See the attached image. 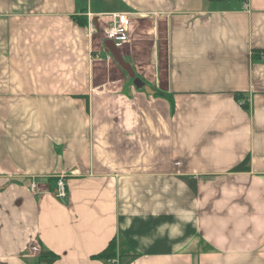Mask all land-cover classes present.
Wrapping results in <instances>:
<instances>
[{"label":"crops","instance_id":"crops-1","mask_svg":"<svg viewBox=\"0 0 264 264\" xmlns=\"http://www.w3.org/2000/svg\"><path fill=\"white\" fill-rule=\"evenodd\" d=\"M262 52L264 0H0V264H264Z\"/></svg>","mask_w":264,"mask_h":264},{"label":"built area","instance_id":"built-area-1","mask_svg":"<svg viewBox=\"0 0 264 264\" xmlns=\"http://www.w3.org/2000/svg\"><path fill=\"white\" fill-rule=\"evenodd\" d=\"M109 25L103 30L104 40L110 41L114 48L119 52L130 43V20L127 15L114 14L111 15ZM259 61L264 63V52L260 53ZM30 189H35V184L31 183ZM56 194L60 198H64L66 195V185L63 177H58L56 180ZM31 251H36L37 247L32 246Z\"/></svg>","mask_w":264,"mask_h":264},{"label":"rangeland","instance_id":"rangeland-1","mask_svg":"<svg viewBox=\"0 0 264 264\" xmlns=\"http://www.w3.org/2000/svg\"><path fill=\"white\" fill-rule=\"evenodd\" d=\"M107 22H106V20H104V21H101L98 24L99 33H98V37L97 38H99L100 41H103L104 40L103 30L107 27ZM131 27H133V29ZM131 27L129 28L130 29V38L135 39V40H139V43H141L143 45H148L147 40L150 39L151 35H153V33L150 32V31H153V27L151 26V23L147 22V20L140 21L138 23L136 21L135 23H133V25ZM132 30H133V32H132ZM131 45H134V43H131ZM103 48H104V51L105 52L100 53L99 56H98V58L101 59V60H103L104 62H109L110 65H112L113 67H117V70H120L123 73H125V75H127V73L124 72L117 65V63L113 60L112 56L107 51V49L105 47H103ZM127 51H129V50H127ZM119 53H120L121 57L123 58L124 62L127 63L131 67V69H132V71L134 73L133 77H130V78L127 77L128 78V81L133 84V80L137 78L144 85H147L148 82H146L145 79L140 76V72L141 73L143 71L148 72V70H149L148 65H146V66L139 65L140 67H137V66L133 65V63H132L131 60H128L127 59V56H123L122 50ZM138 69H139V71H138Z\"/></svg>","mask_w":264,"mask_h":264},{"label":"water","instance_id":"water-1","mask_svg":"<svg viewBox=\"0 0 264 264\" xmlns=\"http://www.w3.org/2000/svg\"><path fill=\"white\" fill-rule=\"evenodd\" d=\"M104 46L107 49V51L112 56L113 60L117 63V65L126 72L130 77H133L134 73L131 69V67L124 62L123 58L121 57L119 51L114 48L113 44L110 41H105ZM133 84L136 88H143L146 93L152 94V91L145 86L139 79H134Z\"/></svg>","mask_w":264,"mask_h":264},{"label":"trees","instance_id":"trees-1","mask_svg":"<svg viewBox=\"0 0 264 264\" xmlns=\"http://www.w3.org/2000/svg\"><path fill=\"white\" fill-rule=\"evenodd\" d=\"M157 94L161 95V93H157ZM235 98L236 100L239 101L241 99V95L235 94ZM247 170H248L247 161L243 162L240 166L234 169L235 172L247 171ZM114 255L115 253L111 248V249H106L100 256L110 258L113 257ZM40 259L42 264H52V262H54V260L56 259V256L49 252H42L40 254Z\"/></svg>","mask_w":264,"mask_h":264}]
</instances>
